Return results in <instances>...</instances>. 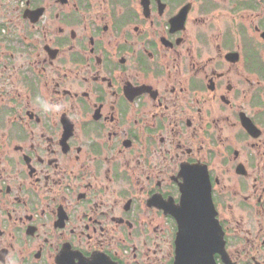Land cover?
<instances>
[{
	"label": "flooded vegetation",
	"instance_id": "flooded-vegetation-1",
	"mask_svg": "<svg viewBox=\"0 0 264 264\" xmlns=\"http://www.w3.org/2000/svg\"><path fill=\"white\" fill-rule=\"evenodd\" d=\"M187 194L264 264V0H0V264H174Z\"/></svg>",
	"mask_w": 264,
	"mask_h": 264
},
{
	"label": "water",
	"instance_id": "water-1",
	"mask_svg": "<svg viewBox=\"0 0 264 264\" xmlns=\"http://www.w3.org/2000/svg\"><path fill=\"white\" fill-rule=\"evenodd\" d=\"M190 194L185 197L186 209L178 219L179 232L174 264H212L211 255L213 251L219 250L218 233L213 229V217L204 214L195 216L192 206L194 201Z\"/></svg>",
	"mask_w": 264,
	"mask_h": 264
}]
</instances>
